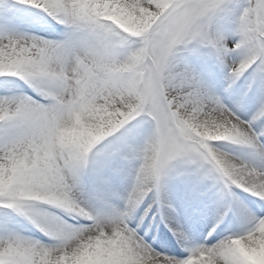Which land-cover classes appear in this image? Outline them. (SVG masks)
<instances>
[{
  "label": "snow or ice",
  "instance_id": "snow-or-ice-1",
  "mask_svg": "<svg viewBox=\"0 0 264 264\" xmlns=\"http://www.w3.org/2000/svg\"><path fill=\"white\" fill-rule=\"evenodd\" d=\"M0 264H264V0H0Z\"/></svg>",
  "mask_w": 264,
  "mask_h": 264
},
{
  "label": "rangeland",
  "instance_id": "rangeland-1",
  "mask_svg": "<svg viewBox=\"0 0 264 264\" xmlns=\"http://www.w3.org/2000/svg\"><path fill=\"white\" fill-rule=\"evenodd\" d=\"M173 205H176V206L178 205V207L182 210V214H184L186 216H189V215H191L192 212H196V211H197V215H199V216L203 215L202 213L200 214V211H202V209H204V206L198 200L174 195L173 196ZM184 229H185V231H188L186 228H184ZM166 248H167L166 244H162V245H160V247H156V251H158V252L163 251L164 252V251H166ZM167 254L170 255L169 253H167Z\"/></svg>",
  "mask_w": 264,
  "mask_h": 264
}]
</instances>
